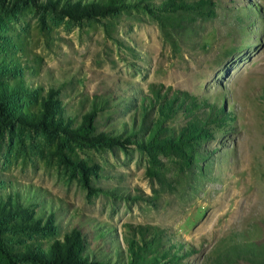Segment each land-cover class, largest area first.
<instances>
[{
    "label": "rangeland",
    "instance_id": "obj_1",
    "mask_svg": "<svg viewBox=\"0 0 264 264\" xmlns=\"http://www.w3.org/2000/svg\"><path fill=\"white\" fill-rule=\"evenodd\" d=\"M65 1L0 0V264H264V0Z\"/></svg>",
    "mask_w": 264,
    "mask_h": 264
},
{
    "label": "trees",
    "instance_id": "obj_2",
    "mask_svg": "<svg viewBox=\"0 0 264 264\" xmlns=\"http://www.w3.org/2000/svg\"><path fill=\"white\" fill-rule=\"evenodd\" d=\"M60 2L62 0H59ZM125 0H97L91 4H87L84 6L76 5V4H70L68 0L65 1V7H67V10H65L66 14L69 17H72L74 19H79L83 16L88 15L89 13L92 12H97L98 14H106L109 11H113L115 9H118L119 6L125 5L124 2ZM67 2V3H66ZM19 3V2H17ZM2 6H4V3H0ZM128 5V4H126ZM176 5L172 4V7H175ZM170 110L165 109L161 110L160 114L165 115V114H170ZM0 118L1 121L5 122V120L8 118L5 102L3 101L2 98H0ZM40 125V124H37ZM89 129H92L91 123L88 124ZM160 124H157L155 126L156 130H154L149 137V140L146 142L147 144L142 146L143 149H145L149 155H151L152 158H157L159 155H164V156H170V155H177L179 153H184L185 151L190 150L191 144L190 140L191 139H201L203 136L201 130H196L194 127L188 128V130H182L181 134L179 137H174V138H164L161 139L160 137ZM87 130V129H85ZM84 132L81 133H72L69 132L70 136H74L77 139H84L87 143H94V142H102L104 141L103 139H100L99 137H90L89 135L83 134ZM4 232H6V229L0 227V235H2ZM67 243H70V238H67L66 241V250L69 249ZM52 252V258L49 262V264H64L63 262L69 257V255H66L64 251L60 250H54ZM0 251L3 253L4 256L9 257V253L4 249H1ZM133 253V251H132ZM72 257V255H70ZM143 260L140 258H137L134 254L131 256V263L130 264H140L142 263ZM65 263H70V264H80V262H77L75 260H67Z\"/></svg>",
    "mask_w": 264,
    "mask_h": 264
}]
</instances>
